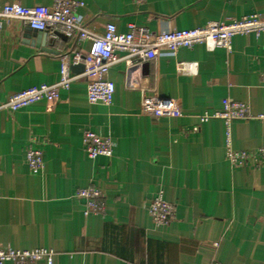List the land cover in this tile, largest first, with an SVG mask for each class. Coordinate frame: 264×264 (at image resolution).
I'll list each match as a JSON object with an SVG mask.
<instances>
[{
    "label": "crops",
    "instance_id": "0c3cea01",
    "mask_svg": "<svg viewBox=\"0 0 264 264\" xmlns=\"http://www.w3.org/2000/svg\"><path fill=\"white\" fill-rule=\"evenodd\" d=\"M52 1L0 0V7ZM78 1L77 22L98 35L106 24L119 33L131 25L159 33L264 17V0ZM38 35L19 20L2 22L0 105L57 82L60 58L73 66L71 39ZM179 63L196 65L180 73ZM262 74L264 33L235 35L230 50L197 44L160 50L140 65L115 63L107 74L115 87L110 106L90 104L86 83L77 81L53 106L0 109V250H49L52 264H264V164L234 168L225 159L227 140L235 151L264 149V123L234 120L227 136L222 120L199 122L227 101L247 104L253 116L264 113ZM145 97L177 100L182 116L143 114ZM86 130L111 139L110 158L86 156ZM31 137L42 152L37 172L24 161ZM89 186L102 193L100 213L85 214L76 196ZM158 192L174 204L166 227H156L147 212Z\"/></svg>",
    "mask_w": 264,
    "mask_h": 264
},
{
    "label": "built area",
    "instance_id": "2783aa9c",
    "mask_svg": "<svg viewBox=\"0 0 264 264\" xmlns=\"http://www.w3.org/2000/svg\"><path fill=\"white\" fill-rule=\"evenodd\" d=\"M142 4L144 0H134ZM78 0H53L50 6L24 7L19 4H6L0 7V28L2 22L19 20L34 31L45 32L51 39L59 35L71 39L75 50L71 56V65L83 66L79 73L70 72V62L60 58L59 79L53 84L32 86L11 95L0 105V109L17 111L36 102L44 101L49 106L59 100V92L68 90L73 82L86 83V98L90 104L100 103L105 106L112 104L115 91L114 84L107 79L112 65L124 62L127 66L140 65L154 60L160 50L175 52L179 48H192L197 44L205 46L206 50L217 48L230 50L231 39L235 35L264 33V17L257 15L244 16L232 22L210 21L204 26L189 30H169L159 33L149 31L144 27L129 26V31L119 33L113 24H106L101 35L95 34L77 22L76 10L81 6ZM90 42L87 54L79 51V46ZM115 53H121L120 57ZM195 63H179L180 73H191ZM264 83V74L261 75ZM142 113L155 118H179L182 116L180 104L174 99L145 97L142 102ZM210 119L222 120L227 128L234 120L255 119L264 123V113L253 116L247 104L227 101L222 110L213 113H203L199 122ZM197 131V127L192 129ZM35 138L31 137L25 146L24 161L31 172H37L43 167L42 152L33 147ZM82 147L89 159L99 156L110 158L114 143L110 138L86 130L82 134ZM225 159L231 167L252 166L258 168L264 164V149L249 151L232 150L227 140ZM77 198L84 202L85 214L103 211L102 193L95 186L79 189ZM174 204L165 200L161 192L150 201L147 207L148 215L156 227H166L174 219ZM45 260L52 264L53 252L45 249L35 250H0V264H33ZM218 264V263H213Z\"/></svg>",
    "mask_w": 264,
    "mask_h": 264
},
{
    "label": "water",
    "instance_id": "95a60500",
    "mask_svg": "<svg viewBox=\"0 0 264 264\" xmlns=\"http://www.w3.org/2000/svg\"><path fill=\"white\" fill-rule=\"evenodd\" d=\"M36 32L39 34L38 36H41L43 39H47L48 38L47 33L40 32V31H36ZM49 41L51 42V40H49ZM70 69H71L72 73L76 74V73H79V72H81L83 70V66L81 64L75 65V66L73 65V66H71Z\"/></svg>",
    "mask_w": 264,
    "mask_h": 264
}]
</instances>
